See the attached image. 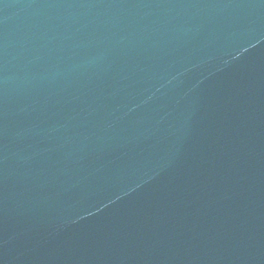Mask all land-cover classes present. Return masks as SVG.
<instances>
[{
	"label": "water",
	"instance_id": "95a60500",
	"mask_svg": "<svg viewBox=\"0 0 264 264\" xmlns=\"http://www.w3.org/2000/svg\"><path fill=\"white\" fill-rule=\"evenodd\" d=\"M0 264H264V0H0Z\"/></svg>",
	"mask_w": 264,
	"mask_h": 264
}]
</instances>
